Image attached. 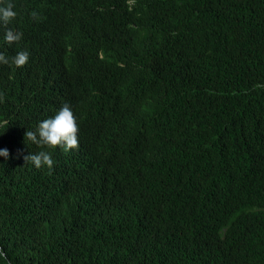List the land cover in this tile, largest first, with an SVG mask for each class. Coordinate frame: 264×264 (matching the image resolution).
I'll return each instance as SVG.
<instances>
[{"label": "trees", "instance_id": "obj_1", "mask_svg": "<svg viewBox=\"0 0 264 264\" xmlns=\"http://www.w3.org/2000/svg\"><path fill=\"white\" fill-rule=\"evenodd\" d=\"M13 3L0 264H264V0ZM64 104L81 146L35 170Z\"/></svg>", "mask_w": 264, "mask_h": 264}, {"label": "clouds", "instance_id": "obj_2", "mask_svg": "<svg viewBox=\"0 0 264 264\" xmlns=\"http://www.w3.org/2000/svg\"><path fill=\"white\" fill-rule=\"evenodd\" d=\"M15 0H0V82L18 86V71L29 59L27 50L20 49L22 33L13 30L11 20L16 17ZM30 130L21 131L24 146L34 143V152L24 156L27 165L35 170L52 168L57 154H71L79 149L78 124L69 104L61 105L50 115L37 121ZM9 150L0 148V157L7 159Z\"/></svg>", "mask_w": 264, "mask_h": 264}]
</instances>
